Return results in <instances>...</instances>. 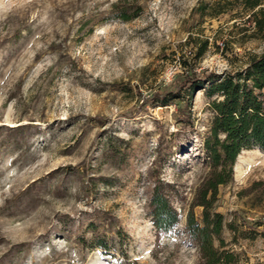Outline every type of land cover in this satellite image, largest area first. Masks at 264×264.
Wrapping results in <instances>:
<instances>
[{
  "label": "rangeland",
  "instance_id": "1",
  "mask_svg": "<svg viewBox=\"0 0 264 264\" xmlns=\"http://www.w3.org/2000/svg\"><path fill=\"white\" fill-rule=\"evenodd\" d=\"M216 1L0 0V264L197 262L181 233L157 237L148 200L168 184L182 229L207 171L208 99L193 96L191 126L178 102L142 99L188 69L231 73L264 53L249 12L213 15ZM262 180L253 148L218 188L239 264H264V203L242 194Z\"/></svg>",
  "mask_w": 264,
  "mask_h": 264
},
{
  "label": "trees",
  "instance_id": "2",
  "mask_svg": "<svg viewBox=\"0 0 264 264\" xmlns=\"http://www.w3.org/2000/svg\"><path fill=\"white\" fill-rule=\"evenodd\" d=\"M236 4L249 12L254 31L264 37V0H217L214 5L219 8L213 15ZM208 8L210 5H201L200 13ZM133 16L126 10L118 13V18L125 22ZM202 91L212 113L208 130L201 140L205 157L203 166L207 171L193 192L183 227L178 229L182 217L173 206L170 186L161 180L152 187L148 216L158 238L181 233L195 247L198 253L195 264H239L238 255L227 248L223 237L224 218L216 210L215 203L218 188L233 180L238 155L253 148L264 150V53L250 56L243 68L231 73L214 75L188 69L167 88L153 92L142 101L162 105L169 101L178 102L177 122L191 126L190 104L193 96ZM242 194H253L256 198L254 205L263 204L264 180L253 182ZM195 208H200L198 214ZM99 245L106 248L105 243Z\"/></svg>",
  "mask_w": 264,
  "mask_h": 264
},
{
  "label": "bare ground",
  "instance_id": "3",
  "mask_svg": "<svg viewBox=\"0 0 264 264\" xmlns=\"http://www.w3.org/2000/svg\"><path fill=\"white\" fill-rule=\"evenodd\" d=\"M243 152V151H242ZM241 152V153H242ZM238 159H237V161L235 162V164H234V168H233V170L234 171H237V169H238V163H239V159H240V155H238V157H237ZM240 173V172H239ZM235 176V175H234Z\"/></svg>",
  "mask_w": 264,
  "mask_h": 264
}]
</instances>
